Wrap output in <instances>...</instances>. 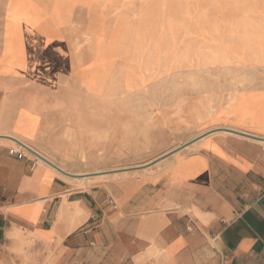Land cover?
<instances>
[{"label":"crops","instance_id":"crops-1","mask_svg":"<svg viewBox=\"0 0 264 264\" xmlns=\"http://www.w3.org/2000/svg\"><path fill=\"white\" fill-rule=\"evenodd\" d=\"M28 114L0 124V264H264V86L120 169L57 164Z\"/></svg>","mask_w":264,"mask_h":264},{"label":"rangeland","instance_id":"rangeland-1","mask_svg":"<svg viewBox=\"0 0 264 264\" xmlns=\"http://www.w3.org/2000/svg\"><path fill=\"white\" fill-rule=\"evenodd\" d=\"M9 1L0 0V124L15 125L19 123L18 115L33 113L43 124L34 136L35 141L46 153L58 157L54 162L66 169H120L148 162L188 140L216 109L233 105L243 89L264 86V66L261 65L197 64L165 70L161 64L170 59L176 46L164 47L151 36L145 48L131 54L133 64L129 60L133 45L126 43L141 29L153 34L161 15L178 13L176 7L182 10L190 6L188 17L191 19L206 10L210 20L218 17L220 21L231 16L250 15L251 12L246 11L251 5L257 12L251 16L264 15V0H145L144 4L140 0H70L67 26L52 25L58 9L49 5L40 8L42 22L27 27L7 24L9 19L14 24L22 14L8 8ZM183 24L186 26L188 22ZM14 32L23 34L25 43L28 40L34 43L25 44V58L38 69L31 71L18 64L19 58L11 51ZM45 38L53 39L49 50L43 45L47 41ZM50 51H60L68 63L70 60L75 65L94 67L101 63L111 90L105 98L98 99L77 81L76 74L79 76L83 71L75 74L59 69L51 60ZM133 82L140 85L126 93V85ZM229 97H233V104L225 107ZM34 125L32 122L31 135L36 132Z\"/></svg>","mask_w":264,"mask_h":264},{"label":"bare ground","instance_id":"bare-ground-1","mask_svg":"<svg viewBox=\"0 0 264 264\" xmlns=\"http://www.w3.org/2000/svg\"><path fill=\"white\" fill-rule=\"evenodd\" d=\"M205 1V0H204ZM212 1V0H211ZM237 1V0H236ZM142 4H144L145 0H140ZM70 0H10L8 4V8L13 9L17 13H22L19 15L18 20L13 24L8 20V23L11 25H23L25 27L31 26L34 24H38L42 22V16L39 13L42 11V6H53L58 9V14L55 15L53 21L51 22L54 26H67L68 16L66 12L68 10ZM84 5V4H83ZM211 6H220L210 4ZM208 6V5H207ZM170 7V6H169ZM202 7V6H199ZM41 8V9H40ZM207 8V7H206ZM224 8V7H222ZM255 6L251 5L250 10L246 12L257 13L255 11ZM178 9V10H177ZM178 13L174 14H162L155 28L153 29V34L146 32L145 29H141V31L134 36L132 34L126 40V43L130 44L132 48L130 49V62L134 64L133 54L136 53L137 49L141 50L146 47L147 42L149 43L151 40V36H154L156 42L164 47L167 46H176V49L170 56V59L167 60L166 63L163 62L161 64V68L165 70L170 69H178L190 67L192 65L197 64H219L221 66L231 65V63H240L243 65L256 66L261 65L264 66V15L251 16L243 15L238 17H227L219 21V18L216 17L214 20H210L206 15V10H201L199 15H194L193 19L188 17V11L190 10V6L182 7V10H179V7H176ZM200 10V9H199ZM221 10V9H220ZM246 10V9H245ZM196 11V10H195ZM116 12V11H115ZM141 12V11H140ZM193 12V11H192ZM196 13V12H195ZM241 13V12H240ZM146 14H149L146 12ZM192 14V13H191ZM13 17V16H12ZM11 17V18H12ZM187 21L188 25L184 26L183 22ZM113 23V22H112ZM126 23H123L125 26ZM130 29V28H129ZM180 32V35H179ZM11 33V32H10ZM15 33V32H14ZM10 35H13L12 33ZM9 35V36H10ZM87 35V34H86ZM150 35V36H149ZM15 43L11 45V51L14 57L17 56L18 64L21 65L23 69H29L34 71L36 65L33 62H29L26 60V48L25 44L31 45L33 42L28 43L24 42L23 34H14ZM13 36V37H14ZM11 37V36H10ZM128 37V36H127ZM147 37V40L146 38ZM139 38V39H138ZM152 39V41L154 40ZM47 40L43 43V45L49 50V46L53 43L52 38H45ZM146 40V42H145ZM17 43V45H16ZM138 45V46H137ZM155 45V44H154ZM150 46V45H149ZM148 46V47H149ZM10 50V49H9ZM149 50V49H147ZM151 51V50H149ZM161 51V50H160ZM102 52V51H101ZM127 52V51H126ZM133 52V53H131ZM152 52V51H151ZM132 54V55H131ZM149 55V54H148ZM165 55V54H164ZM163 55V56H164ZM51 60H54L53 63L56 64V67L59 69H65L67 71H71L73 73H79L80 70L83 71L81 75L77 76L76 79L81 86L86 88L90 93H92L98 99H102L105 94H107L111 87L107 83L106 74L103 71V65L100 63L99 65L94 67H90V64H77L75 65L69 60V63L64 58L65 55L59 52L50 51ZM152 58V57H151ZM142 60V58H141ZM159 60V59H158ZM101 62V61H100ZM146 64V63H145ZM149 64V63H148ZM147 65V64H146ZM144 66V65H143ZM215 66V65H214ZM97 67V68H96ZM134 67V66H133ZM199 67V65H198ZM245 67V66H244ZM136 68V67H135ZM218 68V67H217ZM216 68V69H217ZM263 68V67H262ZM161 69V70H162ZM191 68H189L190 70ZM215 69V68H214ZM215 69V70H216ZM228 69V68H227ZM252 69V68H250ZM249 69V70H250ZM261 69V68H260ZM180 70V69H179ZM194 70V69H193ZM210 70V69H209ZM232 70V69H231ZM236 72V69H234ZM240 70V69H239ZM248 70V69H247ZM186 71V70H184ZM188 71V70H187ZM198 71V70H197ZM207 71V70H206ZM242 71V68H241ZM246 71V69H245ZM173 72V71H171ZM181 72V71H179ZM196 72V71H191ZM213 72V71H212ZM230 72V69H229ZM251 72V71H250ZM262 72V71H261ZM177 73V71H176ZM186 73V72H185ZM199 73V72H198ZM214 73V72H213ZM221 73V72H219ZM232 73V74H233ZM243 73V71H242ZM171 74V73H170ZM183 74V73H182ZM240 74V73H238ZM237 74V75H238ZM253 74V73H251ZM145 75V74H144ZM162 75V74H161ZM167 75V74H166ZM169 75V74H168ZM185 75V74H184ZM188 75V74H187ZM191 75V74H190ZM200 75V74H198ZM216 75V74H215ZM234 75V74H233ZM232 75V76H233ZM247 75V74H246ZM254 75V74H253ZM160 76V75H159ZM180 76V75H179ZM193 76V75H192ZM195 76V75H194ZM218 76V75H217ZM241 76V75H240ZM260 76V75H259ZM175 77V76H174ZM190 77V76H188ZM197 77V76H196ZM202 77V76H201ZM200 77V78H201ZM227 77V76H226ZM249 77V76H248ZM263 77V76H262ZM153 78V77H151ZM155 78V77H154ZM178 78V76H177ZM213 78V75L212 77ZM216 78V77H215ZM237 78V77H236ZM157 79V78H156ZM164 79V78H163ZM170 79V78H169ZM175 79V78H174ZM174 79H172L174 81ZM184 79V78H183ZM199 79V76L198 78ZM196 79V80H197ZM218 79V78H216ZM227 79V78H226ZM114 80V79H113ZM168 80V79H167ZM171 80V81H172ZM179 80V79H178ZM190 80V79H189ZM188 80V82H189ZM193 80V79H191ZM224 80V79H223ZM239 80V79H238ZM247 80V79H246ZM264 80V79H263ZM172 81V83H173ZM183 81V80H182ZM205 81V80H204ZM216 81V80H215ZM225 81V80H224ZM236 81V80H234ZM243 82V79L241 80ZM248 81V80H247ZM252 81V80H251ZM158 82V81H157ZM197 82V81H196ZM195 82V84H196ZM207 82V81H206ZM178 83H181L178 81ZM192 83V82H191ZM198 83V82H197ZM204 83V82H203ZM214 83V82H213ZM230 83V82H229ZM233 83V82H232ZM245 83V82H244ZM249 83V82H248ZM253 83V82H252ZM157 84V83H156ZM161 84V83H159ZM175 84V83H174ZM173 84V85H174ZM235 84H237L235 82ZM241 84V82H240ZM139 83H131L126 85L125 90L126 93L130 91V89L136 88ZM177 85V83H176ZM212 85V84H211ZM210 85V87H211ZM244 85V84H243ZM241 85V86H243ZM250 85V84H249ZM167 86V85H166ZM179 86V84H178ZM189 86V85H188ZM213 86V85H212ZM232 86V84H231ZM246 85L245 87H247ZM262 86V85H261ZM146 87V86H145ZM183 87V86H182ZM220 87V86H219ZM237 87V86H236ZM196 88V87H195ZM205 88V87H204ZM213 88V87H212ZM241 88V87H240ZM141 89V88H140ZM159 89V88H158ZM185 89V88H184ZM115 90V89H113ZM145 90V89H144ZM166 90V89H165ZM220 90V89H219ZM232 90V89H231ZM149 91V90H147ZM200 91V90H199ZM227 91V90H226ZM117 92V91H116ZM133 92V91H132ZM131 92V93H132ZM190 92V91H189ZM210 92V91H209ZM214 92V91H213ZM138 93V92H137ZM146 93V92H145ZM156 93V92H155ZM217 93V92H216ZM228 93V91H227ZM122 94V93H121ZM148 94V93H147ZM204 94V93H203ZM236 94V93H235ZM132 95V94H131ZM150 95V94H148ZM174 95V94H173ZM176 95V93H175ZM227 95V94H226ZM159 96V95H158ZM157 96V97H158ZM230 96V95H229ZM233 96V95H232ZM123 97V96H122ZM126 97V96H125ZM141 97V96H140ZM156 97V98H157ZM178 97V96H177ZM187 97V96H186ZM105 98V97H104ZM137 98V97H135ZM142 98V97H141ZM145 98V97H144ZM162 98V97H161ZM169 98V97H168ZM226 98V97H225ZM134 99V98H133ZM150 99V98H149ZM222 99V97H221ZM125 100V99H124ZM177 100V99H176ZM186 100V99H185ZM224 100V98H223ZM151 101V100H150ZM192 101V100H191ZM233 97H229L227 102L225 103V107L233 104ZM147 102V101H146ZM218 102V101H217ZM216 102V104H217ZM108 103V102H107ZM153 103V102H152ZM151 103V104H152ZM198 103V102H196ZM202 103V101H201ZM139 104V103H137ZM142 104V103H140ZM190 104V103H189ZM199 104V103H198ZM224 104V102H223ZM149 105V104H148ZM153 105V104H152ZM164 105V102H163ZM173 105V104H172ZM197 105V104H196ZM207 105V104H206ZM191 106V105H190ZM189 106V108H190ZM215 106V105H214ZM217 106V105H216ZM215 106V107H216ZM162 108V107H161ZM134 109V108H133ZM144 109V107H143ZM228 109V108H227ZM159 110V109H157ZM161 110V109H160ZM210 114V109H208ZM169 111V110H168ZM203 111V110H202ZM149 112V111H148ZM152 112V111H151ZM207 112V111H206ZM71 113V112H70ZM147 113V112H146ZM155 113V112H154ZM204 114V113H203ZM212 114V113H211ZM140 115V114H139ZM179 115V112H177ZM187 115V114H185ZM142 116V115H140ZM146 116V115H144ZM156 116V115H155ZM184 116V115H183ZM153 117V116H152ZM185 117V116H184ZM68 118V117H67ZM176 118V117H174ZM180 119L178 116L177 120ZM205 119V118H204ZM148 120V119H147ZM68 121V120H67ZM161 121V120H160ZM147 122V121H146ZM154 122V121H153ZM152 122V123H153ZM162 122V121H161ZM173 122V121H171ZM198 122V121H197ZM203 122V121H202ZM70 123V122H69ZM151 123V124H152ZM172 124V123H171ZM197 124V123H196ZM200 124V123H199ZM159 125V124H158ZM164 125V124H163ZM166 125V124H165ZM170 125V124H169ZM194 125V123H193ZM190 126V125H189ZM152 127V126H150ZM80 129V128H79ZM153 129V128H152ZM185 129V128H184ZM215 129V128H214ZM217 129V128H216ZM222 129V128H221ZM227 129V128H226ZM179 132V131H178ZM188 133V132H187ZM230 133V132H229ZM211 136V135H210ZM216 136V135H215ZM218 137V136H217ZM225 137V136H224ZM226 138V137H225ZM224 138V139H225ZM216 139V138H215ZM221 141V138H219ZM218 140V139H217ZM223 140V139H222ZM200 141V140H199ZM220 143V142H219ZM222 144V143H221ZM220 144V145H221ZM25 147V146H23ZM221 147V146H219ZM224 148V147H223ZM36 149V148H35ZM224 150V149H223ZM36 154V153H35ZM166 158V157H165ZM164 158V159H165ZM46 161V160H45ZM55 168V167H54ZM95 177V176H94ZM75 178V177H74ZM85 183V182H84ZM77 213V212H76ZM162 218V217H160ZM159 218V219H160ZM147 239V238H146ZM152 244L149 246V248ZM147 248V247H146ZM152 249V247H151ZM150 250V249H149ZM156 250V249H155ZM146 251V250H145ZM152 251V250H151ZM144 252V250H143ZM157 252V251H156ZM156 252L154 254H156ZM151 252L150 254H152ZM159 253V252H158ZM157 253V254H158ZM140 254V253H139ZM138 254V255H139ZM146 254V253H145ZM149 254V253H147ZM149 254V256H150ZM153 256V255H152ZM146 257V256H145ZM144 258V257H143Z\"/></svg>","mask_w":264,"mask_h":264},{"label":"built area","instance_id":"built-area-1","mask_svg":"<svg viewBox=\"0 0 264 264\" xmlns=\"http://www.w3.org/2000/svg\"><path fill=\"white\" fill-rule=\"evenodd\" d=\"M9 152L11 153V154H13V153H16L18 156H22L23 155V153L21 152V151H19L17 148H11L10 150H9Z\"/></svg>","mask_w":264,"mask_h":264}]
</instances>
